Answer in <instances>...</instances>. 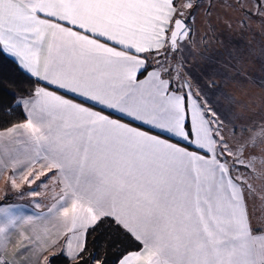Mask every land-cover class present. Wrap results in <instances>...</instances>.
Returning a JSON list of instances; mask_svg holds the SVG:
<instances>
[{
	"label": "snow or ice",
	"instance_id": "snow-or-ice-1",
	"mask_svg": "<svg viewBox=\"0 0 264 264\" xmlns=\"http://www.w3.org/2000/svg\"><path fill=\"white\" fill-rule=\"evenodd\" d=\"M194 7L0 0V54L36 84L15 101L24 119L0 128V176L51 193L31 214L0 203V264H50L52 247L86 264L88 236L106 220L132 241L117 264H264V223L248 207L264 201V184L251 183L264 180V156L250 151L264 122L235 140L236 125L226 134L219 108L173 63L192 41ZM226 7L242 12L241 27L264 23V0Z\"/></svg>",
	"mask_w": 264,
	"mask_h": 264
},
{
	"label": "crops",
	"instance_id": "crops-1",
	"mask_svg": "<svg viewBox=\"0 0 264 264\" xmlns=\"http://www.w3.org/2000/svg\"><path fill=\"white\" fill-rule=\"evenodd\" d=\"M231 2L232 0H194V3L199 4V7L190 10L194 17L190 21L192 41L182 53L177 54L178 59L184 62L185 78L191 82L194 91L200 90L205 93L212 105L219 108L220 118L226 125L225 130L228 128V131L230 128L232 129L233 124L236 125V129H243L249 125L240 123V120H245L240 118L242 103L249 106L246 97L242 99L236 96L242 93L241 90L254 87L250 93L252 99L256 97V100L252 101L256 106L262 103L257 101L258 98H261L262 92L264 100V23L253 17L249 24L241 27L239 20L242 12L226 7ZM229 24L231 27L228 26ZM6 56L14 61L11 56L7 54ZM254 62L260 65L259 70H250ZM246 76L249 79L248 84L242 85L239 80ZM226 96L241 102V106L237 107L239 103L229 104L225 99ZM262 104L264 105V103ZM257 113L260 116L255 117L254 126L264 122V113ZM8 175H10V171L4 176H0V203L25 205L30 210L28 214H31V211L46 210V206L50 202L51 193L49 191L41 186L38 189L40 195H29L30 188H37L39 181L31 186L23 184L21 190H14L7 183ZM13 192L19 194L23 192L26 200H14ZM37 201L41 205L39 208L35 207L34 202ZM248 207L253 222L264 221V209L262 213L255 211L250 200ZM15 239L18 237H14ZM60 252L59 247H52L45 252V255L50 258Z\"/></svg>",
	"mask_w": 264,
	"mask_h": 264
},
{
	"label": "trees",
	"instance_id": "trees-1",
	"mask_svg": "<svg viewBox=\"0 0 264 264\" xmlns=\"http://www.w3.org/2000/svg\"><path fill=\"white\" fill-rule=\"evenodd\" d=\"M35 86L34 79L18 67L16 62L6 54H0V128L24 119L22 109L14 107V104L17 98L26 96ZM238 132L235 129V133ZM131 246V238L113 222L106 220L88 236L86 264H95L91 254H95V258L102 264H117L119 255ZM49 262L74 264L60 253L52 255Z\"/></svg>",
	"mask_w": 264,
	"mask_h": 264
},
{
	"label": "rangeland",
	"instance_id": "rangeland-1",
	"mask_svg": "<svg viewBox=\"0 0 264 264\" xmlns=\"http://www.w3.org/2000/svg\"><path fill=\"white\" fill-rule=\"evenodd\" d=\"M176 60H179L177 54H176V56H175V58L173 60V63H175ZM254 69H256V70L260 69V65L258 63H256V62L253 63V66L251 67L250 70H254ZM250 70H248V71H250ZM263 70H264V67H263ZM248 76H250V75L248 74ZM248 76L243 77L241 80H239L242 85L248 84V80H249ZM254 84H256V83L254 82ZM252 88H254V87H248L246 89H243V90H241L242 91L241 94H237L236 95V96L241 97L242 99H243V97H246L248 99L247 103L249 104V106L246 103H242V106H241V104L239 103L237 107L241 106V108H242V110L240 112L241 113V115H240L241 117L240 118L245 119V120L247 119L246 121L245 120H240V123L249 124V125L245 126L244 128H248L250 130V131H247V132H242L241 129H237V131H239V132H238V134L235 133V137H234V139L237 140V141L241 140L242 137L243 138H247L249 135H251V130L254 128V125L256 123L255 117L258 118L260 116L257 112H262V114L264 113V105L262 104V103H264V100L262 98L263 97V92L261 93V98L257 99V101H260L262 103H259L256 106L255 103L252 102V101L256 100V97L254 99H252V96H251V93H250V90ZM257 93H258V91L256 92V94ZM254 107H255V109L252 110V108H254ZM231 130L232 129L230 128V131H228V128H227V130H225V132H227L226 134H230ZM250 151L254 155H256L257 157L264 156V142L257 141V147H255L253 149H250ZM246 155H247V153H246ZM260 167H261L260 163H259V161H257V163H256L257 171H260ZM251 183L256 188L257 193H259L260 190H261V185L264 184V180L253 179L251 181ZM12 195H13L12 197H14V200H17V199L26 200L25 194L21 195V194H19L17 192H13ZM250 202L253 203V207H254L255 211L262 213V211L264 209V201H261V199L259 198L258 195L254 196L253 198H251ZM256 222H259V221H256Z\"/></svg>",
	"mask_w": 264,
	"mask_h": 264
}]
</instances>
